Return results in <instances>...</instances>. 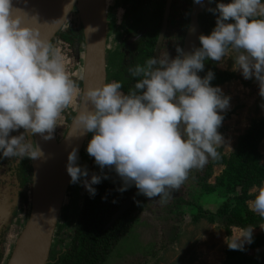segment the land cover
Wrapping results in <instances>:
<instances>
[{
    "label": "clouds",
    "instance_id": "clouds-1",
    "mask_svg": "<svg viewBox=\"0 0 264 264\" xmlns=\"http://www.w3.org/2000/svg\"><path fill=\"white\" fill-rule=\"evenodd\" d=\"M72 2L65 5V14ZM207 11L215 15V26L198 37L200 46L190 54L177 47L175 58L158 54L128 67V75L137 79L127 93L117 81L81 93L61 50L25 22L35 17L13 7V0H0V159L19 164L42 157L28 137L52 139L63 112L81 99L73 125L80 135L91 133L86 152L101 170L115 171L122 182L117 191L135 186L137 195L167 203L191 170L220 158L218 149L226 143L218 129L230 97L210 83L211 70L198 75L205 62L223 65L231 51V70L254 79L264 99V0H217ZM77 161L78 151L72 148L65 166L69 183L81 184L94 196L93 186L108 176L89 175ZM250 210L264 218V187L250 201ZM253 229L244 227L227 237V247L243 251L252 243Z\"/></svg>",
    "mask_w": 264,
    "mask_h": 264
},
{
    "label": "rangeland",
    "instance_id": "rangeland-1",
    "mask_svg": "<svg viewBox=\"0 0 264 264\" xmlns=\"http://www.w3.org/2000/svg\"><path fill=\"white\" fill-rule=\"evenodd\" d=\"M111 3L119 2L118 0H106L109 8L113 6ZM117 18L119 17L115 16V20ZM215 19L214 15L211 30L215 26ZM117 21L113 23L108 19V22H106L105 61L108 64L112 61L114 47H116L115 42H117V38L114 35L115 32L113 33L110 28L114 30L117 26ZM57 45L55 46L61 50L68 61L66 66L67 71L79 89H81L80 80L82 79L84 62V44L82 41H79L76 45L65 48L62 46L61 41L58 40ZM232 56H234V53L229 51L225 56L223 65H220L216 61H206L204 70L198 73L201 77L209 70L214 73V76H220L219 73L221 72L224 75L232 74L230 80H223L221 82L215 80L216 84L214 85L212 84L213 80L210 82L213 86H219L223 93L230 97V106L223 113L224 119L221 127L218 129L226 140V143L218 149L220 158L215 161L209 159L211 163L208 162L203 169L191 170L188 179L185 180L179 189L173 191L172 195L177 192L178 194L181 193L184 199L189 201L191 205L170 201L161 204L158 198L147 205L141 212H136L134 228L130 237L128 241L123 243L121 249L118 250L121 255H114L110 264H220L224 260V255L229 249L225 242L226 238L230 235L235 236L241 228L232 227L228 235L222 224L209 220V213L216 211L221 205L223 198L220 196V193L215 192V189L211 190L207 188L208 190H204L202 186L206 184L215 186L218 184L225 171L222 156L226 161L231 160L230 154L233 153L238 138L247 132L252 123H257L264 119V107H262L264 99L258 95L257 82L254 79L246 80L239 71L231 70L233 61L230 58ZM78 101L79 99L67 108L58 121L60 126H57L54 130L57 139L63 137L75 109L79 105ZM22 131L23 129H20L14 133L15 135H19ZM90 137L91 133H88L82 153L79 155L77 162L79 165L87 167L89 175L96 174L99 170V167L94 162V158L90 157L86 152V145ZM28 139L34 142V135L28 137ZM257 151L258 164L264 167V137L260 140ZM34 163L35 160L32 159L26 161V167L31 172ZM197 176H201V178L197 179ZM74 185L71 184V187ZM260 187H264V178L248 190L250 198L246 203L249 209L250 201L254 199ZM75 192L76 194H74ZM84 193H87L85 188L81 184H76V188L66 194L61 212L68 211L70 214H75L77 212L75 202L71 203L72 198L70 200L69 197L74 196L79 202V200L82 201L80 194ZM23 201H20L21 204ZM68 201L71 204L67 210ZM27 214L28 212H24L23 209L16 211V214L13 215L14 220L12 219V233H19L26 217H28ZM70 222L69 218H65L63 223L61 221L57 223L51 250H55V248L61 247L64 244L61 238L63 239V235L68 231L67 227H69ZM65 229L67 231L64 232L63 230ZM252 235L254 237L263 236L262 238L264 239V222L254 227ZM9 245L13 247L14 240H10ZM247 245L245 244V246ZM140 247L143 249H140ZM135 251L139 253L134 254ZM136 255L138 256L136 257Z\"/></svg>",
    "mask_w": 264,
    "mask_h": 264
},
{
    "label": "trees",
    "instance_id": "trees-1",
    "mask_svg": "<svg viewBox=\"0 0 264 264\" xmlns=\"http://www.w3.org/2000/svg\"><path fill=\"white\" fill-rule=\"evenodd\" d=\"M216 2L217 0H212L211 8L215 7ZM123 4L124 14L130 21L131 27L133 29H146L149 35H152L150 39L153 41L163 19L166 0H123ZM189 5L190 0H173L167 33L171 40L176 38L175 35L178 29L186 26ZM71 15L52 38L51 41L54 45L58 46L57 41L61 40L63 42L62 46L68 48L76 45L77 41L82 40V27ZM213 19L214 14L209 11H204L199 15V24L203 35L209 34L213 26ZM219 75L214 76L213 85L216 84L215 80L217 82L230 80L232 74L224 75L221 72ZM263 137L264 119L252 123L247 132L238 138L236 147L233 153L230 154L231 160L226 161L222 156L225 171L218 184L215 186L208 184L202 186L204 190L207 188L215 189V192L220 193L223 198L216 211L209 213V220L222 224L228 235L232 227H257L264 222V218L251 211L246 203L250 198L249 188L264 178V167L258 164L257 151V146ZM23 167H20L22 175L20 181L21 186L24 187V192H26L29 201L27 205L30 210L32 172L26 167L25 161ZM96 174L102 176L106 174L108 179H101L99 184L93 186L96 189L94 196H90L87 192L81 207H78L73 216V223L69 226L68 231L66 230L63 239L61 238L64 244L55 248V250H50L48 264H110L114 255H121L118 250L130 237L136 218L134 213L136 211L141 212L152 201L158 199L149 200L143 195H137L136 189L135 197L129 209L113 225L106 228L105 226L110 218L135 186L129 187L126 191L118 192L117 189L122 182L120 178H115L114 170L109 168L99 169ZM200 178L201 176H197V179ZM168 201L191 205L178 192L172 195ZM206 212L208 213V211ZM66 216L67 213L64 212L61 218H66ZM262 237L252 235V243L245 246L243 251L228 249L224 255V260L220 264H264V239ZM140 249L143 248L140 247ZM138 253L134 252V254Z\"/></svg>",
    "mask_w": 264,
    "mask_h": 264
},
{
    "label": "water",
    "instance_id": "water-1",
    "mask_svg": "<svg viewBox=\"0 0 264 264\" xmlns=\"http://www.w3.org/2000/svg\"><path fill=\"white\" fill-rule=\"evenodd\" d=\"M171 0H167L164 19L161 26L158 42L162 40L164 35ZM86 7L84 8L83 0H74L72 7L67 14L65 12L60 16L58 24L55 26L46 22L45 7L32 8L29 0H14V7L23 10L29 17H35V22L32 20H26L25 22L29 26L38 27L42 37H48L52 40L55 34L63 26L67 18L74 13L72 18L82 27V43L84 48V75L81 79V93L92 87H99L105 84L106 80V67H105V46H106V22H107V5L106 0H86ZM212 3L209 0H201V3H195L192 0L191 10L189 14V21L186 28L185 37L182 44V53L190 54L194 48L199 47L198 37L203 34V31L198 22V14L207 11L211 7ZM91 28L94 29L91 32L85 30ZM79 41H77L78 43ZM87 64V65H86ZM88 66V67H87ZM82 107V100H79V105L74 112L73 117L61 139L56 141L64 143L63 158L56 165L55 173L52 175L48 183V191L35 198L36 189V163L33 164L32 170V183L30 192V210L28 217L14 243L11 254L6 264H22L24 257L30 252L37 244H42V254L39 256V264L49 263V252L52 244L53 234L60 217L61 208L63 206L64 198L67 194V190L70 186L69 176L66 172L67 155L76 148L78 156L82 150L83 144L87 138L88 133L80 135L77 133L73 121L77 115L78 110ZM91 109V106H88ZM55 134V132H54ZM34 135V143L36 142V136ZM56 137V135H55ZM116 177L117 174H116ZM136 194V188H133L127 198L123 201L120 207L116 210L113 216L110 218L106 225V228L113 225V223L130 207ZM34 223L40 227L43 234L39 237L34 236L28 227ZM38 234V232H37ZM33 237V238H32ZM38 259V257L36 258Z\"/></svg>",
    "mask_w": 264,
    "mask_h": 264
},
{
    "label": "flooded vegetation",
    "instance_id": "flooded-vegetation-1",
    "mask_svg": "<svg viewBox=\"0 0 264 264\" xmlns=\"http://www.w3.org/2000/svg\"><path fill=\"white\" fill-rule=\"evenodd\" d=\"M114 1H117V0H114ZM118 2L119 3H111L113 6H111V8L107 6V9H106L107 22H108V19H110L111 22L113 23L117 20L118 21H117V26L115 27L114 30L110 28L113 31V33L115 32L114 35L117 38V42H115L116 47H114V56L112 58V61L109 64L107 63V61H105V67H106L105 83H109L113 81L120 82L122 84L121 91L124 93H127L129 89L133 88L134 83L136 82V79H137V78H132L128 75V72H127L128 67L134 66L135 64L142 65L148 58H150L151 56H157L158 54L159 56L163 57L167 53L169 58H175L177 56L176 48L182 47L183 39L185 37L186 28H187L188 21H189V14L191 10L192 0H190L188 20H187L186 26L181 27V29H178L175 35L176 38H174V40H171L167 35L169 16H170V11H171V5L173 2V0H171L166 29L162 37V40L160 42H158V38H159L160 31H161L162 22L164 19L165 8L163 11V19H162L159 31L157 33L156 38H154L152 41L150 39L152 35H149V32H147L146 29H133L131 27L130 21L127 19V17L124 14L123 0H118ZM166 3H167V0H166ZM200 14L201 13L198 14V22H199ZM115 16H118L119 18L115 20ZM181 26H182V22H181ZM61 43L63 42L61 41ZM11 135H15V133L13 132L11 133ZM81 153H82V150L80 154ZM24 161L25 159L21 160L19 164H16L15 161L12 160V158L6 157V158L0 159V264H6L8 257L11 254V251H12L11 249L13 248L9 245V241L14 240V243H15L16 236L18 234L15 232L14 233L11 232V228L13 224L12 221L14 220L13 215H15L16 211H18L19 209H23L24 212L25 211L28 212L27 210H29V206L27 205L29 201L27 199L26 192H24L23 190L24 187L21 186V181H20L22 177L21 172H20V167L24 168L23 167ZM89 165H90V162H89ZM115 178L116 179L119 178V177H116V173H115ZM75 188H76V184L72 187L70 184L67 190V193L69 191H72ZM74 194H76V192ZM86 194L85 193L80 194V196H82L81 197L82 201ZM71 198H72L71 203L75 202L76 209H78V207L80 208L82 205V201L79 200L78 202V200L74 196L69 197L70 200ZM21 200L22 201L24 200L22 204L20 202ZM69 201L66 207L67 210L71 204V203L69 204ZM136 212L134 213V215H136ZM66 213H67L66 218H69V220L71 221L69 223V226H70L73 223V220H74L73 216L75 214H70L68 213V211ZM62 214L63 213L61 212L58 222L61 221L63 223L65 218L63 219L61 218ZM68 228L69 227H67V230ZM63 231H66V229ZM52 241H53V238H52ZM51 248H52V244H51Z\"/></svg>",
    "mask_w": 264,
    "mask_h": 264
},
{
    "label": "bare ground",
    "instance_id": "bare-ground-1",
    "mask_svg": "<svg viewBox=\"0 0 264 264\" xmlns=\"http://www.w3.org/2000/svg\"><path fill=\"white\" fill-rule=\"evenodd\" d=\"M29 2L32 8L44 9L45 7L46 22L55 26L56 24H58L60 16L64 13L65 5H68L70 3V0H29ZM83 4L85 8L87 5L86 0H83ZM83 75L84 68H82V76ZM35 136L37 145L43 152V156L38 158L36 163L37 176L35 198L38 199L40 195L48 191V183L52 178V175L55 173L56 165H58V163H60L63 158L64 143H59L56 141L54 132L52 134V139L48 140L43 139L40 134H35ZM28 229L36 237H39L43 234L40 227H38L34 223L30 224ZM42 251V244L35 245L33 248H31L30 252H28V254L24 257V261L22 264H39V256L42 254ZM37 257L38 259H36Z\"/></svg>",
    "mask_w": 264,
    "mask_h": 264
}]
</instances>
